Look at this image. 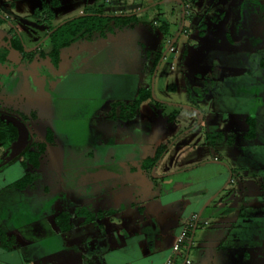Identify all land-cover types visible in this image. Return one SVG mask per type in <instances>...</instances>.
<instances>
[{"label": "rangeland", "instance_id": "rangeland-1", "mask_svg": "<svg viewBox=\"0 0 264 264\" xmlns=\"http://www.w3.org/2000/svg\"><path fill=\"white\" fill-rule=\"evenodd\" d=\"M97 11L136 15L94 20L103 30L50 55L49 35L59 24ZM0 63V118L18 132L0 146V235H19L16 228L47 212L54 227L50 211L75 215L86 208L96 223L112 215L117 223L123 213L136 219L138 203L148 200L154 218L144 234L166 233L167 249L168 230L179 224L172 217L182 218L189 206L176 195L170 204L152 179L196 166L189 174L200 179L196 187L213 175L208 185L217 183L219 170L227 176L216 192L229 172L232 179L195 231L208 237L219 218L227 219L217 227L222 248L191 247L190 262L216 252L213 264H242L245 253L250 264H264V0H0ZM140 96L147 99L138 115L119 118V104ZM32 140L48 145L33 181L4 189L31 170L16 158ZM202 159L223 168L201 169ZM94 185L100 193L93 199ZM87 200L89 206L73 204ZM2 235L0 243L10 240Z\"/></svg>", "mask_w": 264, "mask_h": 264}, {"label": "crops", "instance_id": "crops-1", "mask_svg": "<svg viewBox=\"0 0 264 264\" xmlns=\"http://www.w3.org/2000/svg\"><path fill=\"white\" fill-rule=\"evenodd\" d=\"M191 160H193V158ZM202 160L200 164L201 169H204L208 165H212V163H214L213 166L217 165L223 168V165L218 162H211L210 159ZM18 163L22 166L19 160ZM195 167L196 166H191L190 169H182V171H172L173 173L166 174V176L162 173L163 175L160 176L159 174L152 179L155 183L156 181L161 183L162 197L171 201L170 204L173 203L172 200H174L172 195H176L175 200H180V202L189 206L182 218L177 219L176 217H172L174 220H178L179 224L174 226V229L169 228L168 230L172 231L170 238L173 241L170 247L174 244L183 226L190 224L192 218L196 216L206 200L216 192L221 184H223L227 176V173L219 170L218 175L220 178H218L220 180H218L217 183L214 180L216 184L212 183V185H208V183L214 175L209 179L206 178L205 181H203L205 182L204 185H206L203 190H207V193H204L201 188L204 185L196 187V182L200 179H196L195 181L193 176L192 178L189 176V174H193L194 171H198L195 170ZM23 175H25V173ZM23 175L15 179V181H5L3 188L12 187ZM186 176L187 179L185 178ZM28 186L26 188H28ZM156 189L157 185H155V191ZM87 190L90 191V188H87ZM118 192H122V190ZM99 193L100 192H97L93 199L97 198ZM73 197L70 196V199ZM157 197L155 193L152 198ZM78 198L85 197L79 196ZM87 198L89 197L87 196ZM124 198L127 199L126 196H124ZM89 201L87 200L81 203L74 202L73 204H75L74 206H89ZM147 202L149 201L143 200L138 203L137 211L139 212V218L133 219L132 213H123L121 215V220L117 221V223L113 215L104 217V222L96 223V221H92L85 223L83 222V218L75 213V215L71 217L72 227L66 232H60L56 225H54V227L49 226L47 215L50 214L47 212L45 215L46 219H41L39 217L33 219L24 226L16 228L18 231L17 233H20L19 235L14 234L16 233L14 232L15 229H13L12 232L11 230L10 232L6 230V236H4V238L10 240L6 243H0V264H141L145 259H148L147 264H164L165 259L170 255L171 251L170 247L162 249L161 242H163L162 244L164 245L163 240L167 239V235H164L166 233L160 235L159 232H156L152 237L149 234H144L146 228L150 229L146 221L149 218H154L152 210L150 209L151 207L147 206ZM61 212H63V210L58 212L50 211L53 217L51 221L55 222V216ZM229 212L232 213L231 211ZM221 219L222 218H219V221L217 220L218 222L215 223L216 228L209 232L208 237L202 235V231H200L201 234L196 237L195 233L191 247L199 251L201 249L203 250L207 245L212 249H216L217 246L222 248V244L219 240L220 237L218 238L219 235H216V233H218L217 227H219L220 223H225L227 219ZM238 222L239 219L234 222L231 221L232 224L229 226L228 230H232ZM203 224L207 225L206 221ZM47 229H50V231ZM152 232H154L153 229ZM164 236L166 238H164ZM52 239H55L56 243L54 242V245L57 243L60 245L53 247L51 245ZM208 239H210V242L207 241ZM152 240H154V242H151ZM153 246H155L154 249ZM183 254L184 252H181L180 255L174 256L175 264H179L178 260L182 258ZM215 257L216 252L211 260H204V262L200 264H213ZM233 257H230V259L232 258L230 262L235 260ZM200 258L202 257L198 256V259ZM241 258L243 261L242 264H250L248 253L243 254ZM237 263L239 264V262ZM186 264H193V262H190L187 257Z\"/></svg>", "mask_w": 264, "mask_h": 264}, {"label": "trees", "instance_id": "trees-1", "mask_svg": "<svg viewBox=\"0 0 264 264\" xmlns=\"http://www.w3.org/2000/svg\"><path fill=\"white\" fill-rule=\"evenodd\" d=\"M83 14L82 16L66 20L63 25L58 26L53 32L50 33L49 35L50 46H51L50 55H54V54L57 55V52L59 51V49L69 45L72 42V40L80 39L86 36L88 33L90 34L96 30L97 31L103 30L105 25L97 26L96 23H94V20L96 22H100L103 20H114V19L126 21L128 19H135L134 15H136V13L131 14V15L122 13L121 15L116 16L115 13L112 12L109 15L104 16L102 11H97L92 14H85V13ZM15 47L20 51L22 49L21 46L18 44H16ZM3 60H4V57H3ZM146 99H147L146 96L145 97L140 96L138 99L134 100L130 104L120 103L118 106L120 110L119 118H121L122 120H125L127 118L130 119L138 115L139 107L143 102L146 101ZM248 136L250 137L253 136V132L252 131L249 132ZM17 137H18V132L16 128L10 122H6L5 120L0 118V146H4L6 144H12L13 142L17 140ZM46 140H47V143H49L50 145L53 143L51 131H47ZM47 146L48 145L46 143L45 144H35L32 140V142H30L28 146L25 147L22 153L17 156L16 160H19L23 166H25L28 163L31 166V170L27 172V174L24 175V177L21 180L17 181L14 184L16 188L23 190L28 185H30V183L33 181L32 171H35L40 167L41 159L45 155ZM159 156L160 155L158 154L156 158L158 159ZM151 160H154V159H151ZM144 168H147V166L144 165ZM101 213L103 214L102 211ZM105 214L106 213H104L103 215ZM76 215H79L80 217H82L83 222L85 223L96 220L94 215H92V213H90V211H88L86 208L85 209L81 208L79 213H76ZM71 217H72V214L66 211L58 213L55 216V224L60 232H66L69 229H71L72 227ZM190 233H191V229L188 233V236H190ZM182 257L184 258V256Z\"/></svg>", "mask_w": 264, "mask_h": 264}, {"label": "built area", "instance_id": "built-area-1", "mask_svg": "<svg viewBox=\"0 0 264 264\" xmlns=\"http://www.w3.org/2000/svg\"><path fill=\"white\" fill-rule=\"evenodd\" d=\"M194 218L190 221V224H186L181 229L179 235L177 236L174 244L171 247L170 255L165 259L164 264H175L174 256L180 255L183 247H186L188 242V233L192 228ZM187 263V262H186Z\"/></svg>", "mask_w": 264, "mask_h": 264}, {"label": "water", "instance_id": "water-1", "mask_svg": "<svg viewBox=\"0 0 264 264\" xmlns=\"http://www.w3.org/2000/svg\"><path fill=\"white\" fill-rule=\"evenodd\" d=\"M64 22H62L61 24H59L58 26H61L63 25ZM57 26V27H58ZM175 41V39L173 40V42ZM36 48H34L35 50ZM0 66H1V63H0ZM32 138V136H31ZM231 182V173L229 172V176H228V179H227V182L213 195L211 196L208 200H206V202L203 204V206L201 207V209L199 210V212L196 214L195 216V219H194V222H193V225H192V228H191V233H190V237L188 239V244H187V249H186V253H185V257H184V260L182 262V264H186L187 262V257H188V253H189V250L191 248V244H192V241H193V238H194V234H195V231H196V228H197V225H198V222H199V219H200V216L203 212V210L208 207V205L210 204V202L218 195V193L220 191H222L225 186L227 184H229Z\"/></svg>", "mask_w": 264, "mask_h": 264}, {"label": "flooded vegetation", "instance_id": "flooded-vegetation-1", "mask_svg": "<svg viewBox=\"0 0 264 264\" xmlns=\"http://www.w3.org/2000/svg\"><path fill=\"white\" fill-rule=\"evenodd\" d=\"M253 1V0H252ZM103 13V15L104 16H107V15H109V14H107V13H104V12H102ZM65 22V21H64ZM183 31V29L181 28V30H180V32L179 33H181ZM202 36V35H201ZM231 173V172H230ZM232 175V174H231ZM232 179V178H231ZM95 182L97 181V179H95L94 180ZM93 181V182H94ZM97 184V183H96ZM93 189H91L93 192L92 193H97V192H100V190H97L98 188H100V186L98 187V186H96V185H94L93 187H92ZM97 190V191H96ZM127 197V196H126ZM189 237L190 236H188V239H189ZM187 244H188V242H187Z\"/></svg>", "mask_w": 264, "mask_h": 264}]
</instances>
